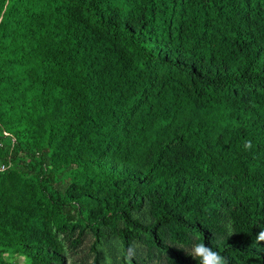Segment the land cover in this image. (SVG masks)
<instances>
[{
    "label": "trees",
    "instance_id": "trees-1",
    "mask_svg": "<svg viewBox=\"0 0 264 264\" xmlns=\"http://www.w3.org/2000/svg\"><path fill=\"white\" fill-rule=\"evenodd\" d=\"M6 141L39 159L15 194ZM0 162V247L29 264H62L51 226L115 221L125 256L143 235L197 264L167 232L264 264V0H0ZM63 167L76 195L44 186ZM221 210L239 237L216 244Z\"/></svg>",
    "mask_w": 264,
    "mask_h": 264
},
{
    "label": "rangeland",
    "instance_id": "rangeland-1",
    "mask_svg": "<svg viewBox=\"0 0 264 264\" xmlns=\"http://www.w3.org/2000/svg\"><path fill=\"white\" fill-rule=\"evenodd\" d=\"M7 143L6 141L4 151L10 160V170L3 176L1 182L8 193L15 194L22 190L23 182L36 178L39 159L30 155L29 151H17ZM80 174L81 171L78 168L63 167L60 171L54 172L51 179L45 180L44 186L51 193L59 191L61 194L76 195L79 192V186L75 185L74 188L72 186L75 182L74 177ZM99 208L98 206L92 209L91 214L97 215ZM59 214L60 217L64 216L62 211ZM131 216L141 224H150L152 219L149 215L148 202L145 200L139 210L131 212ZM229 222L227 211L221 210L214 223L216 231L211 234L214 243H221L225 239L235 240L239 237L231 222V234H229L226 227ZM113 228L114 234L102 227H99L94 234L90 229L68 230L63 227L55 231L51 226V235L59 246L62 264H179L170 254L156 251L143 235L130 239L129 255L125 256L121 241L116 235L123 229V225L120 221H115ZM162 239L165 244L172 248H180L184 253L190 250L192 244L199 242L197 235H190L188 245L176 244L170 240L167 232L163 233ZM0 264H29V258L26 255L14 253L9 248L0 247Z\"/></svg>",
    "mask_w": 264,
    "mask_h": 264
},
{
    "label": "clouds",
    "instance_id": "clouds-1",
    "mask_svg": "<svg viewBox=\"0 0 264 264\" xmlns=\"http://www.w3.org/2000/svg\"><path fill=\"white\" fill-rule=\"evenodd\" d=\"M226 227L228 228L229 234H231L230 222ZM257 240L264 241V231L259 233ZM187 255L196 261L197 264H227L225 257L202 242L192 244Z\"/></svg>",
    "mask_w": 264,
    "mask_h": 264
},
{
    "label": "built area",
    "instance_id": "built-area-1",
    "mask_svg": "<svg viewBox=\"0 0 264 264\" xmlns=\"http://www.w3.org/2000/svg\"><path fill=\"white\" fill-rule=\"evenodd\" d=\"M8 168V164L0 162V172L5 171Z\"/></svg>",
    "mask_w": 264,
    "mask_h": 264
}]
</instances>
